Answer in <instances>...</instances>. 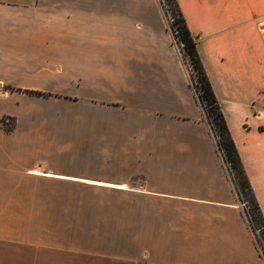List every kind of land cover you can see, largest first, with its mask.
<instances>
[{"label": "crops", "instance_id": "obj_1", "mask_svg": "<svg viewBox=\"0 0 264 264\" xmlns=\"http://www.w3.org/2000/svg\"><path fill=\"white\" fill-rule=\"evenodd\" d=\"M177 2L264 218V0ZM0 264H264L157 0H0Z\"/></svg>", "mask_w": 264, "mask_h": 264}, {"label": "trees", "instance_id": "obj_2", "mask_svg": "<svg viewBox=\"0 0 264 264\" xmlns=\"http://www.w3.org/2000/svg\"><path fill=\"white\" fill-rule=\"evenodd\" d=\"M173 14L175 15L174 26L178 31L181 42L184 44L186 53L190 56L194 70L197 74V79L201 89V97H199L200 104L204 107L208 123L214 124L218 131L219 139L216 142L217 149L222 151L226 162L231 164L235 174V184L237 188L245 195L250 204V223L252 231L256 238L257 249L259 254L264 258V218L247 177L243 162L236 148V145L231 137L225 116L222 112L221 106L213 92L211 83L204 69L203 63L197 50V41L192 36L186 20L181 12L177 0H168ZM38 96H47L45 93L33 92ZM11 119L4 118L3 126L7 130H11L10 123L6 121Z\"/></svg>", "mask_w": 264, "mask_h": 264}, {"label": "rangeland", "instance_id": "obj_3", "mask_svg": "<svg viewBox=\"0 0 264 264\" xmlns=\"http://www.w3.org/2000/svg\"><path fill=\"white\" fill-rule=\"evenodd\" d=\"M157 3H158V6H159V9L161 11L163 20H164V22L166 24L167 30H168L169 34L171 35V39H172V43H173V46H174V50H175L176 54L179 56V58L181 60V63H182V66L184 68V71H185V73L187 75L190 89H191L194 97L199 102V97H201V89H200V85H199V82H198V79H197V74H196V71L193 68L190 56L186 53L184 45H182L183 43L180 40V37L178 35V31L175 28V26L173 25L174 24L175 15L173 14L172 7H171V5H170L168 0H157ZM158 83H159V81H158ZM162 83H159V84H162ZM203 110H204V107H203ZM204 114H205V118H206V120L208 122V119H207L205 111H204ZM8 123H10L9 125L12 126L11 121L8 122ZM209 126H210V130H211V134H212V136L214 138V141L216 143L218 141V139H219V135H218V131L216 129V126L214 124H211V125L209 124ZM217 153H218V155L220 156V158L222 160L223 168H224V171L226 172L227 177L234 184V188H235L236 195L238 197V204H239V207L241 209V212H242L243 216L245 217L247 223L249 224V227L252 228V225L250 223V215H249V211H250L249 201L245 197V195L237 188V186L235 184V181H234L236 171L232 169L230 163L226 162V160L224 158V154H223L222 151H219L217 149ZM137 183H140V181H138Z\"/></svg>", "mask_w": 264, "mask_h": 264}, {"label": "built area", "instance_id": "obj_4", "mask_svg": "<svg viewBox=\"0 0 264 264\" xmlns=\"http://www.w3.org/2000/svg\"><path fill=\"white\" fill-rule=\"evenodd\" d=\"M181 44H182V43H181ZM182 45H184V44H182ZM6 122L8 123V122H10V121H9V120H7Z\"/></svg>", "mask_w": 264, "mask_h": 264}]
</instances>
